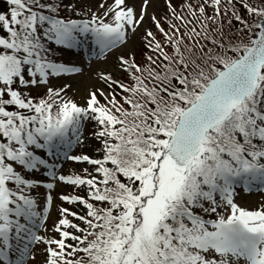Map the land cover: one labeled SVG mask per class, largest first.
<instances>
[{
	"label": "snow or ice",
	"instance_id": "1",
	"mask_svg": "<svg viewBox=\"0 0 264 264\" xmlns=\"http://www.w3.org/2000/svg\"><path fill=\"white\" fill-rule=\"evenodd\" d=\"M5 2L0 264H29L36 245L43 264H264V206L234 200L238 186L264 189V0H185L180 12L166 0L167 29L149 14L151 0L139 11L130 0L95 11L82 0ZM146 19L156 29L144 30L147 51L118 57L122 77L99 74L107 90L81 105L67 96L71 85L50 86L82 72L56 62L53 44L95 46L106 58ZM89 139L100 158L73 153ZM61 159L92 171L59 172ZM38 171L50 178L42 211L26 194L40 187L27 178ZM58 184L85 194L59 195L83 211L58 207L56 238L40 229Z\"/></svg>",
	"mask_w": 264,
	"mask_h": 264
},
{
	"label": "rangeland",
	"instance_id": "2",
	"mask_svg": "<svg viewBox=\"0 0 264 264\" xmlns=\"http://www.w3.org/2000/svg\"><path fill=\"white\" fill-rule=\"evenodd\" d=\"M185 0H173V4L180 8V5L184 3ZM85 7H91L92 10H96L98 5L102 2V0H82ZM108 3H111L112 0H107ZM130 2H134L137 6V11H139V5L141 3V0H130ZM191 2H195L194 0H191ZM7 4L5 0H0V10L6 11ZM79 10V9H78ZM149 14H155L158 18L162 20V17L165 16L167 12L166 7V0H151V6L148 9ZM145 28H152V30L155 32V27L151 24V21L147 20L144 23L143 27H140L137 31V34L127 43V45L119 48L117 53L115 52L114 55L109 56L101 61H98L96 63H93L88 67V65H85L84 71L75 75V76H65L61 75V77H53L51 78V85L53 87H62L65 84L71 85L69 89H67V96L71 97L72 99L76 100L79 104L83 105L85 102V99L87 97V94L89 91L93 90L96 87L103 88L105 90L106 86L103 84L102 81L98 79L99 74L101 73H112L113 76L120 77L122 73L118 70V57L121 54H137V59H140V53L141 51H147L144 49V45L142 43V36L144 33ZM54 45V44H53ZM59 51V49H57ZM60 52V51H59ZM61 53V52H60ZM83 54L87 55V51L85 49L82 50ZM64 59L68 62H73L72 53L71 50H68V52L62 51ZM90 55H94V53H91ZM75 63V62H74ZM40 93H43V89L39 90ZM34 95L36 93H33ZM93 129L91 126L87 128L85 131V135L88 137H91V132ZM99 143L93 139H89L87 141V146L84 148L76 147L75 153H80L81 151L87 152L90 156L93 158H100L102 156V153H99L96 151L97 148H99ZM51 160V158H49ZM60 167L59 172H63L66 174L69 173H80L84 168H88L89 171H92V166L86 164V163H76L73 161H60ZM38 176L35 173V177L39 180L40 187L38 189L31 190L32 193H37L40 200V205L38 207V210L42 211L43 208L46 206V194L48 190L44 188V184L47 183V180H50V178H44L45 173L43 171H38ZM76 194L84 195V191L79 188H73ZM72 190V187H69L64 184H58L57 188L55 189V193L53 194L54 197V203L52 205V208L49 212V219L47 220V224L44 226L43 230L40 232V234H45V229H47V235L54 236L58 238V234L54 231V224L59 219V214L57 212L58 207H68L72 211L82 212L83 208L80 205H69L66 202H62L58 197L60 194H70ZM237 199L239 201L240 206L246 208V209H256L260 208L261 206H264V194L260 195H246V196H237ZM70 219H72L70 217ZM76 223H79V221H74ZM71 242V241H69ZM33 255L35 256V260H30L29 264H43L44 256H43V248L42 246L36 245L34 246Z\"/></svg>",
	"mask_w": 264,
	"mask_h": 264
}]
</instances>
